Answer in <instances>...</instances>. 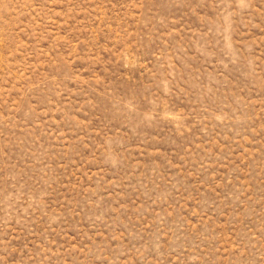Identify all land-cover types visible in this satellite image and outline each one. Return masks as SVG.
<instances>
[{
    "label": "rangeland",
    "instance_id": "obj_1",
    "mask_svg": "<svg viewBox=\"0 0 264 264\" xmlns=\"http://www.w3.org/2000/svg\"><path fill=\"white\" fill-rule=\"evenodd\" d=\"M0 264H264V0H0Z\"/></svg>",
    "mask_w": 264,
    "mask_h": 264
}]
</instances>
